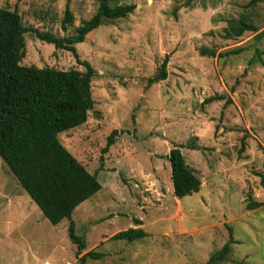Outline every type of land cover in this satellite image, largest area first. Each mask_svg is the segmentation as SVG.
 Listing matches in <instances>:
<instances>
[{
    "label": "rangeland",
    "instance_id": "1",
    "mask_svg": "<svg viewBox=\"0 0 264 264\" xmlns=\"http://www.w3.org/2000/svg\"><path fill=\"white\" fill-rule=\"evenodd\" d=\"M251 1L116 0L135 12L75 45L96 70L95 108L59 141L102 186L72 216L87 246L82 255L103 254L85 264H206L231 236L224 264H264V206L247 210L264 203L255 175L264 174V1ZM0 7L17 11L27 28L70 37L96 14L99 0H0ZM67 8L75 21L64 31ZM232 20L257 32L228 37ZM25 41L21 65L85 72L71 53L35 34ZM204 49L234 54L204 56ZM166 56L167 80L151 84ZM191 141L200 149L182 152L202 188L179 200L164 156ZM136 219L147 238L110 240L135 228ZM68 227V220L54 226L43 216L0 158V264H80Z\"/></svg>",
    "mask_w": 264,
    "mask_h": 264
},
{
    "label": "trees",
    "instance_id": "2",
    "mask_svg": "<svg viewBox=\"0 0 264 264\" xmlns=\"http://www.w3.org/2000/svg\"><path fill=\"white\" fill-rule=\"evenodd\" d=\"M260 1L264 0H252L251 3ZM115 2L99 0L96 14L91 19L83 20L70 37H58L50 32L27 28L17 11L0 7V158L52 225L69 221L68 237L77 247L76 256L80 264H85L89 258L99 260L103 254L89 251L82 255L87 246L85 240L77 235L72 216L81 204L101 191L102 186L97 175L91 174L62 145L59 135L85 125L94 111L92 82L96 70L88 61L81 60L75 45L84 43L87 36L105 22L126 19L136 10L135 5ZM74 21V15L67 8L62 29L67 31ZM228 26L224 29L228 37H241L247 31L257 32L256 27L242 20L229 21ZM27 33L35 34L40 41L54 45L57 50L71 53L76 62L85 67V72L21 65L26 57ZM202 54L222 58L234 52L218 54L214 50L204 49ZM169 60L170 57L166 56L158 74L149 79L151 84L167 80ZM214 100L208 99L207 103ZM118 134L117 130L110 134L102 154L109 152ZM183 148L200 149L191 141L186 145H174L166 157L171 166L174 195L179 200L198 193L202 187L196 171L186 163ZM101 161L104 164L103 157ZM255 175L261 179L264 189V174ZM262 206V202H252L247 205V210ZM142 225V221L136 219L135 228L120 231L110 240L128 243L143 240L149 233L141 228ZM234 243L231 236L206 264L228 262Z\"/></svg>",
    "mask_w": 264,
    "mask_h": 264
},
{
    "label": "crops",
    "instance_id": "3",
    "mask_svg": "<svg viewBox=\"0 0 264 264\" xmlns=\"http://www.w3.org/2000/svg\"><path fill=\"white\" fill-rule=\"evenodd\" d=\"M173 148V147H172ZM172 148H170L169 149V151H168V154L167 155H165L164 157H167L168 155H169V152H170V150L172 149ZM197 151V150H196ZM166 159V166H167V169H168V163H167V158H165ZM155 171H156V168L154 169ZM163 180H164V178H163ZM162 180V181H163ZM164 183H165V185H166V188H167V191L166 192H164V194L166 193H168V189H170L168 186H169V182L168 181H163ZM159 183H160V181H159ZM160 188H161V186H160ZM202 188V187H201ZM141 228H143L142 226H141ZM107 241V239L104 241V242H106Z\"/></svg>",
    "mask_w": 264,
    "mask_h": 264
}]
</instances>
